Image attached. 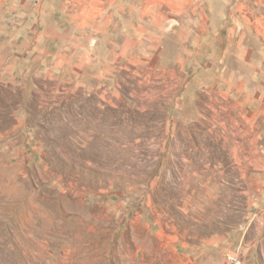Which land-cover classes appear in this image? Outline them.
<instances>
[{
  "label": "rangeland",
  "instance_id": "obj_1",
  "mask_svg": "<svg viewBox=\"0 0 264 264\" xmlns=\"http://www.w3.org/2000/svg\"><path fill=\"white\" fill-rule=\"evenodd\" d=\"M120 2L138 33L126 21L89 47L70 0L60 25L0 21V264H264V116L255 138L198 116L208 71L230 64L236 0ZM245 9L252 24L264 12ZM259 45L261 62L237 66L248 81Z\"/></svg>",
  "mask_w": 264,
  "mask_h": 264
},
{
  "label": "crops",
  "instance_id": "obj_2",
  "mask_svg": "<svg viewBox=\"0 0 264 264\" xmlns=\"http://www.w3.org/2000/svg\"><path fill=\"white\" fill-rule=\"evenodd\" d=\"M252 1L254 0H236V10L232 12L234 20L228 28L227 46L222 53V57L228 58L230 64L227 67L215 68L214 72L209 73L208 71L209 81L203 89L199 90L200 94L198 95L199 100H201L200 96L203 95L205 105L204 113L199 109L198 116L200 119L206 122L220 121L226 129L234 130L236 138H255V135L251 134V130H253L254 124L258 123L259 117L264 116V65H256L251 69L250 73L257 77L250 81L241 77L243 70L241 72L237 68L239 61L249 63L253 58V60L261 62V58H257L258 48L255 45L260 44L259 47H263L264 50V12L259 13L256 22L252 24L248 20L247 12L241 10L243 6L246 8L245 10H248L247 8ZM44 2L45 0H0V11L3 12L0 14V21L14 26H27V24L30 26L31 22L36 25L39 23L38 21H42L41 17L42 19L44 17L60 25L59 23L66 15L63 13L66 11L68 0H58V7L52 9L46 8ZM256 2L264 7V0H256ZM70 3L71 8L68 14L70 25L75 26V35L78 36L79 34V39L85 37L86 43H88L87 47H89L91 40L93 43L96 42L93 35L109 36L111 32H115V29L125 25L126 21L131 22V29L124 32V35L132 36L139 31L137 18L133 14L136 10L135 4L121 3L120 0H102V2L99 0H70ZM186 4H189L188 0ZM31 5H33L34 12L27 17L28 14L25 16V13L29 11L28 8ZM181 7V10H184V3L181 4ZM39 8H42L40 18ZM171 8L174 9L175 7L171 5ZM238 16L240 24L236 19ZM112 24H114L113 30L110 28ZM238 28L239 32H237ZM30 31L27 30V37L24 35L18 37L17 34H12V39L20 43L29 41L30 37L34 38L30 35ZM253 36L257 38V44H254ZM82 47V44L76 46L75 57L76 59H83L81 54L85 55V64L89 67V61L93 59L91 56L93 49L87 48L88 50H86ZM254 63L255 61L249 64L253 66ZM262 64H264V60H262ZM82 68V62L76 63L75 73L77 76L83 73ZM246 73H248L247 69ZM107 74H109L108 67L96 73L94 77L101 75V78H104V75ZM238 125L243 127L240 132L234 129ZM262 211H264V207ZM263 221L261 224L264 227Z\"/></svg>",
  "mask_w": 264,
  "mask_h": 264
},
{
  "label": "built area",
  "instance_id": "obj_3",
  "mask_svg": "<svg viewBox=\"0 0 264 264\" xmlns=\"http://www.w3.org/2000/svg\"><path fill=\"white\" fill-rule=\"evenodd\" d=\"M227 264H242V260L239 256V252H228L226 254Z\"/></svg>",
  "mask_w": 264,
  "mask_h": 264
}]
</instances>
